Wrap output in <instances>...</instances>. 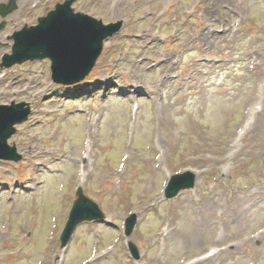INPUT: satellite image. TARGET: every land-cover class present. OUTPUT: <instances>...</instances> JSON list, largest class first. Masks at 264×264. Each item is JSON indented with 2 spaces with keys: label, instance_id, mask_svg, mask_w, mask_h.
Segmentation results:
<instances>
[{
  "label": "rangeland",
  "instance_id": "374dc122",
  "mask_svg": "<svg viewBox=\"0 0 264 264\" xmlns=\"http://www.w3.org/2000/svg\"><path fill=\"white\" fill-rule=\"evenodd\" d=\"M62 1L17 0L0 16V62L15 30ZM73 6L124 25L79 83H55L48 58L0 67V103L33 109L8 140L23 158L0 160V264H264V0ZM186 169L195 187L166 199L169 175ZM78 185L105 218L63 251Z\"/></svg>",
  "mask_w": 264,
  "mask_h": 264
},
{
  "label": "water",
  "instance_id": "95a60500",
  "mask_svg": "<svg viewBox=\"0 0 264 264\" xmlns=\"http://www.w3.org/2000/svg\"><path fill=\"white\" fill-rule=\"evenodd\" d=\"M66 0L58 3L47 16L39 18L38 25L25 26L13 34L11 54H5L2 66L10 67L28 59L49 57L52 60L53 79L56 82L72 84L86 77L94 67L103 49L104 40L120 29L122 21L104 24L93 16L75 12L72 3ZM16 0L5 7L0 4V13L6 16L16 8ZM31 107L26 102L0 104V158L19 161L22 157L16 146L8 144V138L15 132L14 125L28 118ZM194 175H174L166 188V196H175L182 188L192 187ZM104 213L90 198L78 189L69 219L61 235L62 245L70 240L76 226L84 220L100 219ZM136 215L126 221V234L132 233ZM132 254L138 258L139 251L129 242Z\"/></svg>",
  "mask_w": 264,
  "mask_h": 264
},
{
  "label": "bare ground",
  "instance_id": "6f19581e",
  "mask_svg": "<svg viewBox=\"0 0 264 264\" xmlns=\"http://www.w3.org/2000/svg\"><path fill=\"white\" fill-rule=\"evenodd\" d=\"M226 0H224V2H225ZM207 35H208V33H207ZM203 37H205L204 35H203ZM138 106L136 105V108H137ZM254 114H255V117H257V119L259 118V115H260V113L258 112V111H255L254 112ZM253 114V115H254ZM256 119V120H257ZM256 122V121H255ZM254 122V123H255ZM252 126V122H250V123H248L247 125H245V127L243 128V131L242 132H244V135L242 136V139L244 138V137H246L248 134H249V131L250 130H252L251 128L253 127H251ZM236 156V155H235ZM197 234H198V232H196Z\"/></svg>",
  "mask_w": 264,
  "mask_h": 264
}]
</instances>
